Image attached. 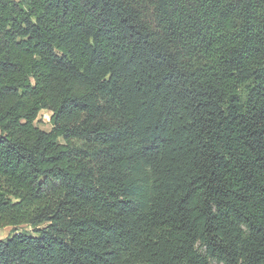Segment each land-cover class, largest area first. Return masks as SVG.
Masks as SVG:
<instances>
[{
  "label": "trees",
  "instance_id": "16d2710c",
  "mask_svg": "<svg viewBox=\"0 0 264 264\" xmlns=\"http://www.w3.org/2000/svg\"><path fill=\"white\" fill-rule=\"evenodd\" d=\"M20 225L0 264H264V0H0Z\"/></svg>",
  "mask_w": 264,
  "mask_h": 264
},
{
  "label": "rangeland",
  "instance_id": "374dc122",
  "mask_svg": "<svg viewBox=\"0 0 264 264\" xmlns=\"http://www.w3.org/2000/svg\"><path fill=\"white\" fill-rule=\"evenodd\" d=\"M50 116H51V111L47 109H42L39 111L37 118L35 120L36 125L43 129V130H50L51 128V123H50ZM13 230L19 231V230H28L31 231L32 227L28 225H20L17 227L13 226H5L3 228H0V240H4L7 238ZM216 264V263H214Z\"/></svg>",
  "mask_w": 264,
  "mask_h": 264
}]
</instances>
